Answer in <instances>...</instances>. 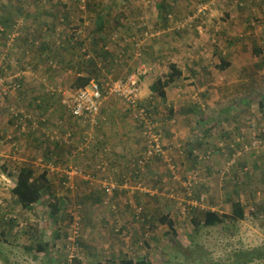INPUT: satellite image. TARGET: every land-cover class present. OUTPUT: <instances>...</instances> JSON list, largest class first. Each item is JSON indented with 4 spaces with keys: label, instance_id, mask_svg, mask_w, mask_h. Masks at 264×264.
<instances>
[{
    "label": "rangeland",
    "instance_id": "rangeland-1",
    "mask_svg": "<svg viewBox=\"0 0 264 264\" xmlns=\"http://www.w3.org/2000/svg\"><path fill=\"white\" fill-rule=\"evenodd\" d=\"M210 1L201 2L209 6L207 17L190 26L186 21L197 11L198 0L165 1L173 17L167 22L157 0H0V27L10 19L22 24L14 41L0 38V61L5 56L17 62L11 74L24 75L21 78L30 85L32 99L29 105L14 104L22 109L11 106L12 102L0 108V116L6 115L8 122V129L0 131V235L4 236L0 250L5 255L0 264H109L122 258H152L155 264H236L240 254L262 257L248 264H264V143L259 153L243 152L254 135L264 142V108L260 106L264 99V0H246L243 8L234 6V0H219L216 6L208 5ZM100 16L104 18L102 30L97 22ZM64 18H68L65 23ZM69 37L85 41L83 49L74 52L75 65L56 55L55 65L49 66L38 48L49 43L57 47L56 43ZM103 49L123 54L116 66L103 67L94 79L106 87V83L138 78L141 101L154 110L155 126L169 159H155L138 178L125 175L121 168L143 152L145 143L134 124L137 130L131 138L116 139L114 148L120 152L106 142L111 152L106 155L110 166L104 174L96 170L99 161L89 167L92 159L81 161L82 156L72 166L66 153L60 157L64 164L55 165L56 157L50 160L53 155L48 147H61L66 135L81 128L66 108L63 125L59 126L62 119L55 122L54 118L63 114V102L73 94L71 81L78 70L89 73L83 53L93 59ZM223 58L233 64L226 72L220 70ZM171 64L182 70L183 78L167 89L171 105L165 106L151 85L166 79ZM143 67L149 69L147 73ZM62 89L67 93H60ZM111 102L128 109L125 101L113 96L102 107L112 108ZM178 105L195 118L186 123L179 120ZM13 113L33 117L38 128L19 124ZM57 131L59 141L48 142ZM70 166H78L83 175L72 183L61 182ZM28 167L36 179L47 171L53 189L69 200L68 217L60 223L64 230L56 228L49 216L48 195L32 210L16 203L12 190L18 171ZM107 180L119 185L113 196L104 194ZM89 193L95 197L86 199ZM235 201L245 207L244 220L227 219L222 225L194 231L192 217L203 220L205 212L213 209L230 216ZM162 216L175 221L178 237L160 224ZM69 221L80 226L76 262L67 257L65 243L54 239L57 229L68 231ZM34 239L50 243L49 252L29 251Z\"/></svg>",
    "mask_w": 264,
    "mask_h": 264
},
{
    "label": "trees",
    "instance_id": "trees-1",
    "mask_svg": "<svg viewBox=\"0 0 264 264\" xmlns=\"http://www.w3.org/2000/svg\"><path fill=\"white\" fill-rule=\"evenodd\" d=\"M157 1H158L159 12L161 14H165V19L164 20L166 22L169 21V13H168L169 11H168V8L165 5L166 4L165 1H167V0H157ZM228 1L232 2V0H228ZM241 1L244 3L243 7H245L246 0H241ZM41 4H42V2H41ZM233 5L235 6L234 1H233ZM243 7H239V8H243ZM67 19L68 18H64V23L67 21ZM22 22H24V21H22ZM97 22H98L99 29L102 30L103 25H104V18L102 16H100ZM20 24H21L20 21H17V20H14V19L3 21L1 23V26H3V27L2 28L0 27V38L4 39L6 41H7V39L9 40L11 34H13V32L17 30V28L18 29L20 28L19 27ZM62 42L63 43H61L60 45H58L56 43L57 47H53L52 44L49 43L47 45H43L42 47L38 48V49H40L41 54L44 55L45 60H46V62L48 63L49 66L55 65L54 61H55L56 55L58 57H61L63 59L62 61H64L66 64H71V65L74 66L75 65V63L73 62V60L75 59V56H74L75 53L74 52L76 50L79 51V49L81 51L83 49V47H84V44H85V41H81V40L79 41V38H77V37L76 38L69 37L66 40L62 41ZM26 43H28V41ZM73 43L75 44V46H74ZM53 44H55V42H53ZM60 49H64L66 51V53L63 54ZM66 54H68V56H70V57H67ZM121 54H123V52L120 51V50L116 51V54H110L108 51L103 49V50H101L99 55L94 57L93 59L91 57L86 59V57L89 56V54L83 53L82 61H83L84 65L86 63L88 64L89 73L85 74L84 70L83 71H81V69L78 70V74H76V77L73 78L72 81H71L70 91L76 92V91H79L81 89H85L87 87H90L93 81L98 83L101 86L102 85L104 86L105 82L97 80L96 78L94 79V76L96 74H98V73H101L103 67L105 69L107 67L111 68L109 66H113V67L116 66V62L118 61L119 56ZM257 54L261 55L262 53L260 51H257ZM99 58H100L101 61L103 59H106V61H105L106 64L103 65L101 61H98ZM75 62L78 65V61H75ZM100 63L102 64L101 66H100ZM28 65H30V63H28ZM79 65H81V62H79ZM230 67H231V63L230 62H228L224 58L221 59V65H220V70L221 71H226ZM169 69H170V71H169L166 79H158L156 81V83L152 86L153 92H156L158 94V96L162 99V101H164V102L167 101L166 89L168 87H170L171 85L175 84L177 82V80H180V79L183 78V72L176 64H171ZM20 83H21L20 84L21 85V89L19 91H22V89H23L22 81ZM60 93H62V92H60ZM54 95H56V94H54ZM263 98H264V96H263ZM149 106H148V108L151 107V106L150 107ZM260 106L264 108V99H263V101H261ZM66 109H67V107H66ZM195 110H196V108L192 109L191 112L193 114H195V112H196ZM1 112L2 111L0 110V114H1ZM127 112H128V115H129L130 112L128 110H127ZM171 112H173V110H171ZM16 114L20 115L21 117H23L24 115H27L25 113H13L12 116L16 117ZM149 114H150L149 119L153 123L156 124L157 121L155 119V114H154L153 108H152V110H149ZM98 129H100V126L96 129V132H97ZM138 129H139V132H142V130H144V126H139ZM158 129L159 128L156 127L155 130L158 132L159 131ZM82 131H83V129L80 128L78 131L73 132L74 138L77 139V140H81V142H82V136H83V132ZM100 134H102V133L99 132L96 135L97 136V144L94 146L95 151L93 150V146H92V148H91V150L89 152H87V151L84 152V153L80 152V153L85 154V155H87L88 153H91V152L93 154H95L92 157H88V159H92L90 161L89 167L91 165H93V161H95V160H97L99 162L101 161V158H98L96 156H98L101 153V150H103L104 147H108V146L105 145L107 140H108V138L105 135H103V134H102L103 135V138H102V136ZM77 136H79V137L76 138ZM96 136H95V138H96ZM119 138H120V135H119V132H118L117 139H119ZM143 140H144V138H143ZM50 141L51 140H49L48 142H50ZM54 143H56V142H54ZM75 143H76L75 141H72L71 147H68L65 144H63L61 147L56 145L54 150H51V148L48 147V149H49L48 151H49L50 155L51 156L53 155L52 157L50 156L51 157L50 160L54 159L56 157L57 161H55V165H61V164H64V163H62L60 157L63 154H65V153H66L65 157H68V159H70V160L72 158H74V157L82 156V155H79V154H77V155L73 154V149H75V148L77 149V147L79 145L78 144L76 146ZM144 143H145V140H144ZM42 144L46 145L47 142H43ZM143 146H144V148H143V152H144L146 150V148H145L144 144H143ZM230 149L231 148L229 147V150ZM96 150L99 151V152H96ZM110 152H111V148H110ZM231 152H234V151L231 149ZM47 156H48V153H47ZM122 156H124V154H122ZM122 156L121 157L118 156L117 158H119V160H123ZM126 156L127 155H125V157ZM140 157L141 156H137L135 159L132 158L133 160L127 161V165L126 164H124V165L122 164L121 165V168L125 169V175H126V173L131 171V168H133L134 166L137 167L136 163H137L138 159H140ZM104 158H106V156H104ZM157 159L158 158H156V160ZM126 160H128V158H126ZM124 166H125V168H124ZM92 167L94 168L95 166L93 165ZM146 167H149V163L145 166V169H146ZM249 174L250 173H247L246 175H249ZM171 175H172V173H171ZM134 177L138 178V177H140V175H134ZM40 178L41 179H36L35 178L34 170L32 168H30V167L20 169L18 171V174H17L15 187L12 190L13 196L15 197V201L23 209L32 210L36 205H39L42 202L43 196H45V195L47 196L48 195L51 198L49 200V206H50L49 216L52 219V221L55 223L56 228L58 227V228L63 229L61 227L60 223L63 221L64 217L66 216V212L67 211L65 212V210L68 207L69 200L66 197H62L61 198L58 195L57 190L53 189V185L51 184V182L48 179L47 171H45L41 175ZM66 181H67V177L66 178L64 177V179L61 180V182H66ZM87 184H89V183H87ZM68 190L70 191V189H68ZM89 197L94 198L95 195L94 194L90 195V193H89V195H86V199L89 198ZM97 200L98 199H96V201ZM245 214H246V212H245L244 205L242 203H240L239 201H235L232 204V214L230 216L229 215H225V214H220L217 211L209 210V211L205 212L203 220H199L196 217H192L190 222H191V225L194 227V231L199 233L202 228L215 227V226H218V225H222V224H224L226 222L227 219H231V220L236 221V222L237 221H242V220L245 219ZM136 216H137V214H136ZM66 217H68V215ZM70 219H74V217L71 216ZM12 222H13V219H11L10 223H12ZM72 223H73V221H69L67 223V227H70L72 225ZM81 224H82V219H81ZM160 224L167 225L170 234H172L174 236V238L178 237V233H177V230H176V223L169 216H162V218L160 219ZM12 230H14V228H12ZM68 235H69L68 231H64V233H62V231L60 229L59 230L57 229V231L54 232V239H55V241H60V242H64L65 243V241L68 238ZM3 237L4 236L0 235V239L4 240ZM38 241H39L38 239L37 240L34 239L30 243V246L28 247V250L31 251V252L32 251H36L38 253L39 252H41V253L49 252L48 247L50 246V243H41V242L39 243ZM173 242H175L176 244L178 243V241L175 240V239H173ZM78 245L81 246V241H78ZM178 247L180 248V246H178ZM63 248L65 250L66 249V245H64ZM4 256L5 255H3V251L0 250V260L5 259ZM77 259H78V257L76 259H74L75 262L77 261ZM255 259L261 260L262 257L254 256L252 254L242 257L241 254H240V255H238V261H237L236 264H239V263L248 264V263H251ZM109 264H155V262H154V260L152 258H145V259H142V260H139V261H134V260H129L127 258H122V259H118V261L116 260V261L109 262Z\"/></svg>",
    "mask_w": 264,
    "mask_h": 264
},
{
    "label": "built area",
    "instance_id": "built-area-1",
    "mask_svg": "<svg viewBox=\"0 0 264 264\" xmlns=\"http://www.w3.org/2000/svg\"><path fill=\"white\" fill-rule=\"evenodd\" d=\"M198 1L200 2V4H198L197 11L193 14L192 17H189L186 21V23H188L190 26L196 24L197 20L199 19L202 20L206 18L208 13L210 12L209 6H206L203 3H201L202 0H198ZM218 1L219 0H211L208 5L216 6V3ZM234 3L237 7L244 6V3L241 0H234ZM169 20L171 21L173 20V17L171 15H169ZM21 26L22 24H20L19 27L21 28ZM16 31H14V33L11 34L10 36V39H12V41H14V38L16 37L15 34ZM13 65L17 66V62L14 60H7L5 56L0 61V98L9 97L13 93L18 92L21 89L20 79L22 74L21 73H17L15 75L11 74L12 71L10 70ZM143 70H144L143 73H147L149 69L143 67ZM137 80L138 78L133 76V77H129L127 80H118L111 84L108 83L106 84V87H104L103 85L101 86L93 81L90 87L73 92L71 98L67 100V103L65 102L64 104H66L67 111L70 114V116L75 121H77V123H79V125L83 129L82 142L81 140L75 139L73 133L72 134L69 133L68 135L65 136L66 139L64 144L68 147H71L72 141H75L77 145L79 144L76 153H74L73 151L74 155L79 154L84 156L85 154L82 153L86 151L89 152L91 150L95 140L94 136H96V129L100 126V116H101L100 113H101L102 104L110 96H113L125 101L128 106L127 110L130 112L129 115L131 120L137 122L139 126H144V130H142L141 135L145 140L146 150L140 155L141 157L140 159H138L136 163L137 167L134 166L133 168H131V171L128 172V176L134 177V175H140L141 177L143 176L145 166L148 163L150 164L156 158L167 159L162 135L159 133V131L157 132L155 130L156 129L155 125H157V123L155 124L149 119L150 108H148V106L141 105L142 101L140 97V89ZM16 118L17 121H19V124L21 125L24 122H26L24 125L30 124L29 127L38 128L35 119L31 116L24 115L23 117H21L20 115L16 114ZM63 124H64L63 121L59 122V126ZM59 134H60L59 131L54 132L49 135V139L52 142H58L60 139ZM262 143L264 142L261 139H258L257 136L254 135V137H252L249 143L244 145L243 152L259 153L263 148ZM109 152H110V148L106 147L103 150H101V153L98 156H96L98 158H101V161L96 169L101 174H104V172L110 166L109 162L106 160V158H104V156H106ZM243 152H240L239 155H242ZM71 166L65 173V178L67 177V182L69 183L75 181L74 178L79 177V175L81 174L83 175L82 169L78 168V166L75 168ZM170 168H172L171 171L172 175L176 178L177 172H175V168L171 166V164H170ZM84 171L86 170L84 169ZM108 182L109 183H105L103 186L104 192L107 196H113L115 191L119 189V185L111 181ZM79 227H80L79 223L77 221H73L72 225L68 229L69 235L67 240L65 241V245H66L65 251L67 257L71 256L73 260L78 257L77 252L80 250V245H78V241H80L79 239L81 237V234L76 232L77 230L80 229Z\"/></svg>",
    "mask_w": 264,
    "mask_h": 264
},
{
    "label": "crops",
    "instance_id": "crops-1",
    "mask_svg": "<svg viewBox=\"0 0 264 264\" xmlns=\"http://www.w3.org/2000/svg\"><path fill=\"white\" fill-rule=\"evenodd\" d=\"M232 66H233V64L231 63V67ZM238 66H240V65H238ZM22 76H24V75H22ZM21 81H22V85H23L22 91H19L15 95L13 94V96L10 95L7 98H0V108H1V106H5V104H7V105L8 104H11V102H12L11 106H14L15 108H18L20 106V109H22L21 108V105L15 106L14 104H22L23 105V104L27 103L29 105L30 102H32L31 101L32 99L29 98L30 97L29 94H30V90H31L30 85L28 86V84L26 83V79H24V77L20 79V82ZM153 85L154 84H152L151 86H153ZM49 89L50 90H53L52 87H49ZM167 89H166L167 101L166 102L163 101V102H164V105L165 106H170L171 105L170 104L171 101L169 99V95H168ZM64 92L67 93V90L64 89V91H63V89H62V93H64ZM154 93H156V92H154ZM111 99L114 100L113 98H111ZM38 102H40V101L38 100ZM64 102H63V104H64ZM108 104H110L112 106V108H106V105L105 106L103 105V107L101 108V114H100L101 115L100 116V129L97 130L96 134L100 132L103 135H105L108 138L107 142H110L111 145H113L114 152H120L119 149H115L114 148L116 146V143L115 142H116V139H117L118 132H119L120 138H124V137L131 138L133 136V133L132 132L134 130H137L138 127H139V125H138L137 122L131 120L130 115H128L127 109L116 108L113 102L108 103ZM141 105L147 106V105H144L143 103H141ZM178 106L180 107V108L179 107H176V108H178V114L181 113L180 116L178 117L179 120H182L183 122H185L188 119L193 120L195 118V115H191L190 114L189 109H184L182 105H178ZM65 108L66 107L64 105V107L62 108L63 114H60L61 115L60 117H57L56 116L54 118L55 122H56V120H59V119H62V121H64V119H63L64 118V115L67 114V111H66ZM176 108H174L175 115H178V114H176L177 113V109ZM150 110H152V108H150ZM54 113L55 112H53L52 115H54ZM68 115H70V114H68ZM175 115H172V116H175ZM6 117H7L6 115H4L3 118H2V116H0V119H1V121H0L1 122L0 123V131L3 130V129H5V128L8 129V122H7ZM54 120H53V122H54ZM132 124H134L135 127L137 126L136 127L137 129L134 128V127H132L131 126ZM47 126H49V124H47ZM102 134H100V135L103 138V135ZM167 134L169 135L168 132H167ZM96 140H97V136H96ZM96 140L94 141V143L92 145L94 151H95L94 146L97 144V141ZM40 142H41V144L43 143L41 139H40ZM75 144L77 145V143H75ZM96 152H99V151L96 150ZM93 155H95V154H93L91 152V153H88L85 157L83 156V157H81L79 159H81V161L83 159H84V161H86L88 159V157H92ZM76 159H78V158L77 157L72 158L70 160V165H74V162H75Z\"/></svg>",
    "mask_w": 264,
    "mask_h": 264
}]
</instances>
